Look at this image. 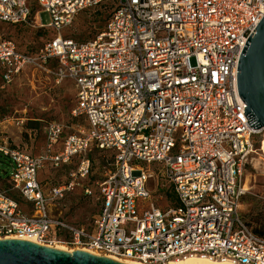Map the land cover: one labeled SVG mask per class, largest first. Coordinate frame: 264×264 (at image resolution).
I'll return each mask as SVG.
<instances>
[{
	"label": "built area",
	"instance_id": "built-area-1",
	"mask_svg": "<svg viewBox=\"0 0 264 264\" xmlns=\"http://www.w3.org/2000/svg\"><path fill=\"white\" fill-rule=\"evenodd\" d=\"M98 6L113 9L95 39L63 35ZM263 19L264 0H0L1 23L49 34L30 52L0 36L1 89L26 70L68 80L72 116L82 122L47 123L37 156L11 148L0 133V154L13 163L9 177L0 175V240L27 238L127 264H264V238L239 211L249 154L264 129L238 90L241 57ZM96 153L112 161L97 184ZM151 164L167 209L148 188ZM46 169L69 170L67 181L41 182ZM76 189L99 208L86 230L52 215Z\"/></svg>",
	"mask_w": 264,
	"mask_h": 264
},
{
	"label": "rangeland",
	"instance_id": "rangeland-1",
	"mask_svg": "<svg viewBox=\"0 0 264 264\" xmlns=\"http://www.w3.org/2000/svg\"><path fill=\"white\" fill-rule=\"evenodd\" d=\"M35 6L34 10H38L36 3ZM112 9V6H98L81 12L63 35L80 43L95 39L104 30ZM40 19L43 24L51 23L50 14L45 11L41 12ZM0 36L2 39L15 42L19 50L30 52L40 49L43 46L42 40L49 34L31 26H11L0 22ZM75 97L76 92L70 81L58 83L53 75H47L43 71L26 70L4 90L0 84V133L3 139L26 154L34 156L42 154L45 142L44 128L47 123L56 122L68 128L75 126V129L82 124L81 120L72 116L76 106ZM94 155L96 166L93 175L97 184L111 173L112 161L100 162L101 155L99 153ZM147 167L155 174L148 188L154 196L156 206L169 208L171 202L166 201L163 194H158L159 180L156 171L158 165L151 164ZM12 172L13 163L8 157L0 154V175L4 179ZM68 173L69 170L66 169L59 171L46 169L40 171L39 180L47 182L56 177L54 183L63 184L67 181ZM245 178L247 188L250 190L242 202H247L250 207L249 211L243 213L245 220L255 229L264 224V163L260 157L257 156L250 162ZM98 209L95 197H84L81 191L76 189L54 204L52 215L62 218L67 224L86 230L92 226Z\"/></svg>",
	"mask_w": 264,
	"mask_h": 264
},
{
	"label": "water",
	"instance_id": "water-1",
	"mask_svg": "<svg viewBox=\"0 0 264 264\" xmlns=\"http://www.w3.org/2000/svg\"><path fill=\"white\" fill-rule=\"evenodd\" d=\"M238 90L247 114L264 129V19L249 39L239 66ZM0 264H127L23 240H0Z\"/></svg>",
	"mask_w": 264,
	"mask_h": 264
},
{
	"label": "bare ground",
	"instance_id": "bare-ground-1",
	"mask_svg": "<svg viewBox=\"0 0 264 264\" xmlns=\"http://www.w3.org/2000/svg\"><path fill=\"white\" fill-rule=\"evenodd\" d=\"M262 140H261V145L264 141V132L262 133ZM261 145H259L258 147H255L253 149V151L249 154L250 157H257L258 154L260 153V148ZM264 146V144H263ZM246 185H245V189L246 191H249L250 189L247 188V179L245 180ZM249 207L250 204H248L247 202H242L239 204V211L241 212H247L249 211ZM9 240H23V241H29V242H33L35 243L33 240L27 239V238H21V239H9ZM58 249H62V250H68L71 253H82V254H87L90 256H94V257H100L97 254H94L88 250H84V249H68L63 245H57ZM170 264H232L229 262H224V261H216V260H210V259H205V258H185V259H177L174 261H171Z\"/></svg>",
	"mask_w": 264,
	"mask_h": 264
},
{
	"label": "trees",
	"instance_id": "trees-1",
	"mask_svg": "<svg viewBox=\"0 0 264 264\" xmlns=\"http://www.w3.org/2000/svg\"><path fill=\"white\" fill-rule=\"evenodd\" d=\"M32 126H37V124H32ZM10 146H11V145H10ZM11 148H13V149H18V148L14 147V146H11ZM18 150H19V149H18ZM253 230H254V232H255L258 236L264 238V224H262L260 227L255 228V229H253Z\"/></svg>",
	"mask_w": 264,
	"mask_h": 264
}]
</instances>
